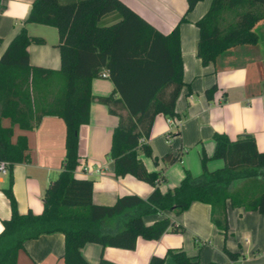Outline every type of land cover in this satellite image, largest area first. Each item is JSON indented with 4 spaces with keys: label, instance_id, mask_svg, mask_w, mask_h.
<instances>
[{
    "label": "trees",
    "instance_id": "1",
    "mask_svg": "<svg viewBox=\"0 0 264 264\" xmlns=\"http://www.w3.org/2000/svg\"><path fill=\"white\" fill-rule=\"evenodd\" d=\"M199 1L187 0L186 12L165 33L124 0H33L24 25L0 55V158L10 161L9 183L3 190L12 209L0 232V264H18L26 238L53 231L65 234V264H93L82 254L87 242L134 248L140 236L158 239L170 228L184 229L167 215L150 223L144 215L166 209L180 213L193 200L212 205L213 220L226 236L228 202L264 213V150L258 149L252 134L232 139L226 132L216 131L213 155L202 149V172L193 175L187 168L180 182L166 190L160 187L167 178L165 172L149 170L141 157V152H153L149 138L156 116L178 114L177 100L186 83L180 24ZM115 12L121 14L118 20L101 23L103 17ZM228 13L235 18L228 19ZM263 16L264 0H212L196 21L200 29L197 54L202 62L215 61L230 46L256 42L254 25ZM27 22L57 28L60 68L31 61L29 45L43 43L45 37L31 34ZM104 69L109 71L114 88L107 95H95L92 80ZM217 88V83L207 88V97L213 98ZM95 98L119 116L109 150L116 173H130L152 183L154 189L148 196L126 193L112 204L96 203L94 179L75 175L80 163L79 129L89 122ZM49 114L66 121L63 167L45 189L43 210L21 213L13 192L12 170L15 163L28 158L29 145L26 133L13 138L14 125L31 129ZM3 117L10 118V125L3 124ZM182 154L183 150L169 151L161 158L169 164L182 160ZM210 157L223 158L225 164L209 169ZM158 160L156 157L155 162ZM224 249L230 259L239 258L238 252ZM167 256L176 264H201L197 255L182 247L169 248L165 256L153 255L149 264H166ZM98 264L117 263L102 259Z\"/></svg>",
    "mask_w": 264,
    "mask_h": 264
},
{
    "label": "crops",
    "instance_id": "2",
    "mask_svg": "<svg viewBox=\"0 0 264 264\" xmlns=\"http://www.w3.org/2000/svg\"><path fill=\"white\" fill-rule=\"evenodd\" d=\"M159 30L168 33L179 22L187 8V0H124ZM33 0H0V55L24 25L30 13ZM212 0H200L187 13V20L181 22V47L183 55V78L185 85L177 100V125L169 122V116L159 113L154 121L149 142L154 149L153 161L143 159L149 170H163L168 181L160 187L166 190L178 184L185 175L180 163H166L161 156L175 153L171 136L180 148H188L191 156L184 155L185 162L194 175L202 172V149L212 156L215 149L214 134L226 132L232 139L243 134L255 137L259 150H264V16L254 25L258 34L256 42L239 43L222 51L215 61L204 64L197 54L200 29L196 21L209 9ZM121 17L119 12L109 14L101 23L109 24ZM31 34L45 37V42L29 45L31 61L35 64L60 68L61 56L54 30L49 24L27 22ZM57 29V28H56ZM58 33V31H57ZM58 38V35H57ZM104 77V76H103ZM97 76L92 80L95 95H107L113 88L112 79ZM214 83L218 88L213 98H208L206 89ZM118 96V94H116ZM120 111L126 113V109ZM5 119V121H4ZM119 116L111 113L106 103L95 98L91 102L90 120L80 126V163L75 175L94 179L93 200L96 203L112 204L120 195L137 193L148 196L154 185L127 173L119 175L109 154L112 132ZM4 125H10L3 117ZM67 125L63 117L45 115L31 129L14 125L16 139L20 133L28 136V158L13 165V192L21 213L32 210L39 213L44 207V192L50 180L63 167L66 153ZM170 134V136H168ZM191 150V152H190ZM158 157V163L155 158ZM184 162L182 159L181 163ZM225 164L223 158L210 157L209 169ZM85 166L88 169H85ZM100 168V171L96 169ZM247 180L241 182L245 185ZM9 183L8 177H0V232L3 219L12 213L10 199L3 190ZM240 184V182H238ZM171 217L184 225V229L170 228L158 239L140 236L134 248L103 246L98 242L83 245L82 254L91 263L102 259L117 264H149L153 255L165 256L169 248L182 247L190 255H197L201 264H264V213L247 209L244 205L232 206L228 202V235L213 220L212 205L193 200L180 213L166 209L144 215L147 223ZM225 247L240 254L232 260L225 253ZM65 234L62 231L44 232L36 237L26 238L19 250L18 264H65ZM166 264H176L167 256Z\"/></svg>",
    "mask_w": 264,
    "mask_h": 264
},
{
    "label": "rangeland",
    "instance_id": "3",
    "mask_svg": "<svg viewBox=\"0 0 264 264\" xmlns=\"http://www.w3.org/2000/svg\"><path fill=\"white\" fill-rule=\"evenodd\" d=\"M235 18V16H234V14L233 13H228V19H234ZM50 28H52L53 30H54V39H55V41H57L58 40V38H57V35H58V33H57V29H56V27L55 26H50ZM99 77H101V78H103V80H108L106 77H103V76H101V75H99ZM4 121H5V119H4ZM6 122V121H5ZM79 140H80V129H79ZM171 141H172V145L174 146V149H175V153H177L178 151H180V150H183V154H182V159H184V162H182L181 163V161L182 160H178V161H176L175 162V164H179L180 163V165L182 166V168L185 170V169H187L188 168V166H187V164H186V160H185V158L183 157L185 154L186 155H188V154H190L189 153V150H188V148H185V147H183V148H180L181 146V142H179V143H176V139L174 138V136L172 135L171 136ZM152 146V145H151ZM152 150H153V152H152V154H146V153H144V152H141V157H142V159H148V160H151V161H153V158H154V149H153V146H152ZM190 152H191V150H190ZM189 156H191V154L189 155ZM201 167H202V170H203V165H201ZM189 170H190V172L194 175V173H193V171L189 168ZM9 176V174L8 175H4V177H8ZM168 177L166 178V180H164L165 182L166 181H168Z\"/></svg>",
    "mask_w": 264,
    "mask_h": 264
},
{
    "label": "built area",
    "instance_id": "4",
    "mask_svg": "<svg viewBox=\"0 0 264 264\" xmlns=\"http://www.w3.org/2000/svg\"><path fill=\"white\" fill-rule=\"evenodd\" d=\"M100 75L107 77V76H109V71L107 69H104L103 71L100 72ZM169 122L172 125H177V121H176L175 117H173V116L172 117L169 116ZM168 136H170V134H168ZM85 169L87 170L88 167L85 166ZM9 170H10V161L8 159L0 158V177H2L4 175H8ZM96 170L100 171V168H97Z\"/></svg>",
    "mask_w": 264,
    "mask_h": 264
}]
</instances>
